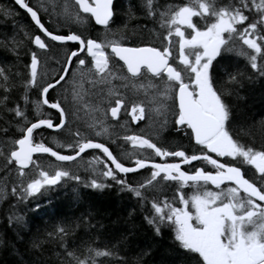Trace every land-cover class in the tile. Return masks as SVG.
Wrapping results in <instances>:
<instances>
[{"label":"snow or ice","instance_id":"1","mask_svg":"<svg viewBox=\"0 0 264 264\" xmlns=\"http://www.w3.org/2000/svg\"><path fill=\"white\" fill-rule=\"evenodd\" d=\"M14 4L26 11L40 33L29 38L35 49L48 52V41L74 45L62 62L55 61L59 67L52 74H41L36 50L27 52L23 72L13 71L15 65L0 66V203L18 240L28 245L25 252L33 258L26 264H133L124 253L131 231L92 246L104 225L91 213L47 233L44 239L62 250L56 253L40 243L43 234L26 232L13 200L35 201L33 210L38 211L39 200L68 180L101 191L114 183L135 196L142 211L150 206L143 219L154 235L161 236L164 228L171 231L170 247L177 259L170 264H264V144L257 148L253 143L257 131L264 136V120L249 123L227 99L239 97L246 82L264 80V0H129L123 10L117 0H72L62 6L59 14L65 19L94 22L103 38L50 31L30 0ZM0 14L14 16L9 9H0ZM134 19L144 23L129 30L128 22ZM129 31L146 33L150 40L128 43ZM21 43L13 36L2 46L19 56ZM233 55L243 58V67ZM21 88L23 106L10 95ZM149 89L148 103L157 104L158 113L171 111L172 130L188 138L191 154L159 146L144 135H125L121 139L135 150L126 156V164L80 128L70 133L68 142H56L57 149L71 154L37 139L41 129L63 131L69 118L79 119L81 111L89 115L88 128L96 136L111 135L104 120L110 116L119 122L121 112L136 124L145 119V101L128 93L143 91L147 96ZM30 92L37 99L30 100ZM168 100L170 106L165 104ZM45 106L55 111V120L51 113L44 114ZM168 123L166 119L164 125ZM97 126L100 131H95ZM244 137L248 141L241 142ZM87 150L102 154L89 162L92 177L87 181L68 168L34 158L48 154L58 162H74ZM144 151L161 162L145 157ZM168 157L175 162H168ZM144 169L150 171L143 180L133 184L127 179ZM247 171H252L251 177ZM73 194L80 199L75 187ZM7 243L0 237V248ZM149 254L150 249L142 250L134 264H144L142 258Z\"/></svg>","mask_w":264,"mask_h":264},{"label":"trees","instance_id":"2","mask_svg":"<svg viewBox=\"0 0 264 264\" xmlns=\"http://www.w3.org/2000/svg\"><path fill=\"white\" fill-rule=\"evenodd\" d=\"M134 3L135 0H132ZM65 3H72V0H30L31 6L39 9V15L41 17L42 23L53 32L66 34L69 31L82 32L84 35L91 34L93 37H99L103 30L91 24H75L60 15L63 11L62 6ZM129 0H117V4L123 10L127 7ZM43 4L44 7L41 8L40 5ZM0 9H9L14 13L12 17H4L0 14V66L12 67L13 71H24V65L28 61L27 52L29 50L35 49V46L30 43V36L34 34H40L35 24L31 21L30 16L25 10L20 9L19 6L14 4V0H0ZM47 9V11L45 10ZM126 19V17L124 18ZM129 23V30L135 28L137 24H143V20H131ZM23 29V31H21ZM27 33V35L25 34ZM42 35V34H41ZM15 37L18 41H22L17 51L19 56L15 55L11 51L5 49L2 45L3 43ZM149 42L150 37L145 33L143 36L132 35L131 31L128 33V43L136 41L137 43ZM50 45V50L48 52H42L41 62L46 64V68L49 69V74L54 73L59 65L55 64V61L59 60L62 62L65 52L74 47V45L69 42L67 45H60L56 42L48 41ZM40 51V50H39ZM41 52V51H40ZM233 61L238 62L241 67H243L245 61L241 57H236L233 55ZM22 93L21 89H14L11 92V100L20 103L23 106V101L20 99ZM52 96L56 93H51ZM30 100L37 99L35 92L29 93ZM229 102L234 105L235 110L238 114L246 116L249 123L255 121L257 124L261 120H264V80L255 79L253 83L249 84L246 82L244 89L240 92L239 97L233 96L227 98ZM51 113L52 118L55 120L56 113L54 110H48L46 106L44 107V114L48 115ZM82 114L85 112H81ZM79 114V115H82ZM90 119V117H88ZM87 117H81L80 120H71L69 118L68 125L63 131H52L50 129L38 130L37 139H43V141L48 145L58 150L63 154H71L69 149H57L53 144L52 140L57 139L59 142H68L70 139V133L74 132L77 128L87 124ZM161 119L154 118L150 121L147 129L151 131L154 135L158 136L157 141L168 146L170 148H183L188 147L189 140L187 137H183L180 134L172 130V124L164 125L159 121ZM84 122V124H83ZM115 123H111L109 126L112 130V126ZM121 125L131 126L130 123H125ZM99 128V126H97ZM93 139V138H92ZM96 140V139H95ZM248 141V137H244L241 142ZM254 146L259 148L264 144V136L261 135L259 131L256 132L255 139L253 141ZM108 146H110L108 144ZM122 151L128 148L127 143L123 142L121 147ZM110 149L115 154L112 146ZM96 153V154H95ZM123 153V152H122ZM95 154V155H94ZM93 156H100L96 150H87L83 153L76 161L84 158L92 160ZM39 157L41 162H54L52 157L47 155H36L34 158ZM126 164H128L127 159H123ZM69 163L67 165H71ZM61 164V163H58ZM85 164V163H84ZM89 164L79 165L76 170L69 167L71 171L75 172L81 177L82 181H87L92 177V169L88 167ZM2 168H0V171ZM148 175L146 169L140 170L138 173L128 174L127 179L135 184L137 181L143 180ZM106 183H113L111 181H105ZM12 184L9 183L8 190ZM76 188L80 193V199H75L73 194V188ZM174 189L170 188L167 190V194L171 196ZM31 200V198H29ZM41 205L38 211H34L35 201L29 202L28 200L19 201L13 200L15 205V213L24 218L27 229L26 232H30L33 236L37 233L43 234L40 237V243L44 245L45 248L53 249V252L62 251L57 249L55 245L48 243L44 237L55 227L65 226L66 222L71 224L78 223V218L82 214L91 213L96 220L101 221L104 225L102 230V236L97 237L96 243L93 247L100 244V241L105 237H119L121 234L128 235L131 231V236L129 237L128 244L125 246L124 253L126 258L134 262L138 258V254L142 250L150 249V254L143 257L144 264H170L171 261L176 260L177 257L175 253L171 250V231L168 228L162 229L161 236L156 237L150 228V226L144 221V215H147L150 211V206L145 205V209L142 211L137 198L127 191H120L119 187L113 183L111 188H105L104 190H93L85 188L83 183L77 185L75 181L68 180L66 182H61L58 188L53 189L51 192L46 193L45 197L39 200ZM4 205L0 203V237L7 241L6 248H0V264H17L19 261H24L25 264L28 260L33 257L25 252V248L28 246L23 242H20L8 225L7 216L8 213L4 212ZM135 210V211H133ZM132 212V216L129 213ZM134 226V227H133ZM28 236L25 234V240ZM102 247V246H101ZM46 258H48L46 256ZM51 259L58 261L59 257L56 255H51ZM101 260H107L109 258H99Z\"/></svg>","mask_w":264,"mask_h":264},{"label":"flooded vegetation","instance_id":"3","mask_svg":"<svg viewBox=\"0 0 264 264\" xmlns=\"http://www.w3.org/2000/svg\"><path fill=\"white\" fill-rule=\"evenodd\" d=\"M128 94H129V96H132L133 98L141 99V100H144L145 101V109H146V111H145V119L142 120V121H139L136 124H132L130 122V117L126 116L124 112H121L120 117H119V122L112 120L110 116L107 117V119H106V125L108 123V126H109L111 124V122L118 123L119 124V128L117 130V136H118L117 138L120 141V146L124 142L123 139H121L123 136H125V135H132V134H140V135H144L146 137L151 138L159 146L167 147V148H169L171 150L177 149V148H170V147L165 146L164 144L158 142L157 141L158 136L154 135L153 133H151V131L149 129H147V126L149 125L150 121H152L154 118L161 119L159 121H161V123H163V124H164V121L167 119L169 121V123L167 125H169L170 122H171V120H172V113H171V111H162L160 113H158L157 111L154 112V110L152 109V107H154L157 104H155V103H148V99L150 98V95H151V90L150 89L148 91V95L147 96L145 95V93L143 91H140L139 94H136L133 91H129ZM88 99L89 98L86 97V100H88ZM165 104H167V105L170 106L172 104V101L171 100L165 101ZM84 116L85 117H88L86 115H84ZM126 122L127 123H130L131 126L129 127L127 125H124V127H120L121 124H125ZM109 131H110V128H109ZM96 137L99 138V142H103L107 146H108V144L110 146L113 145L110 141L104 140L103 138H101V136H96ZM127 146H128V148L125 149V154L121 153V151L119 149H118V151H116V154L115 155L118 156V158H120L121 160L126 159V156L131 153V152H129V149L131 148V146L129 144H127ZM183 149H185L189 154H191L194 151V149H193V147H192V145H191L190 142H189L188 147H183ZM99 155L102 156L101 153H99ZM143 155L145 157L154 159L156 162H161L158 157H154V156L150 155V152L149 151H144L143 152ZM165 159L168 162H175V159L174 158H171V157H168V158H165ZM128 163H130V161ZM193 163L196 164V166H200L202 162H193ZM182 168L184 170H191V166L190 165H182ZM146 171H147V173H149L150 169H146ZM252 174H253L252 171H247L246 172V175L248 177H251ZM187 191H190V190H187Z\"/></svg>","mask_w":264,"mask_h":264},{"label":"rangeland","instance_id":"4","mask_svg":"<svg viewBox=\"0 0 264 264\" xmlns=\"http://www.w3.org/2000/svg\"><path fill=\"white\" fill-rule=\"evenodd\" d=\"M73 23V22H72ZM76 24V23H75ZM80 25V24H79ZM99 38H103V32H101L100 33V36H99ZM37 52L38 53H41V54H43L42 52H40L39 50H37ZM40 54V58H41V55ZM49 68L47 67L46 68V64H42V62H41V65H40V72H41V74H44V73H49V71H47ZM56 95H57V93H56ZM55 95V96H56ZM158 107V105H155L154 107H152V109L154 110V112H156V108ZM82 112V111H81ZM79 113V114H82V113ZM78 114V115H79ZM84 115H86L85 113H83ZM83 114L82 115H79V119H77L76 117H70V119L71 120H80L81 119V117L83 118ZM86 116H88L89 117V115H86ZM87 117V124L85 123V125H83L82 127H81V129H82V133H84L85 135H89L91 138H93L94 140L95 139H99L98 137H96V135H95V132L94 131H92V129H90V128H88V124L89 123H91V120L89 119ZM106 119L107 118H105V120H104V123H105V125H106ZM111 123H113V122H111ZM83 124H84V122H83ZM107 125H108V123H107ZM118 128H119V124L118 123H115L113 126H112V130H110L109 131V133L111 134V135H108V134H104V135H101V138H103L104 140H108V141H110L113 145H112V148H113V150H114V152H115V154H116V151H118V149L121 151V153L123 152V154H125V150L124 151H122V149L120 148L121 146H120V141L118 140V136H117V130H118ZM95 131H100V127L99 128H96L95 129ZM113 139H115L116 140V142L115 143H113L112 142V140ZM98 141V140H97ZM52 142H53V144L56 146V142H57V139H55V140H52ZM111 150V149H110ZM97 152H99L98 150H96ZM133 151H135L134 149H132V147L129 149V152H133ZM96 154V153H95ZM94 154V155H95ZM50 157V156H49ZM91 160H89V161H87L86 159L84 160V158H82V159H80L78 162H76V163H73V164H71V165H67V163H61V164H58V163H54V162H45V163H43L44 165H49V164H51L53 167L54 166H56V165H60V166H62V167H65V168H69V167H71V168H73V170H76L78 167H79V165H81L82 167H84L83 165H85V164H89V162H90ZM85 163V164H84ZM97 167H99V166H97ZM70 168V169H71ZM2 171V170H1ZM131 174V173H130Z\"/></svg>","mask_w":264,"mask_h":264},{"label":"water","instance_id":"5","mask_svg":"<svg viewBox=\"0 0 264 264\" xmlns=\"http://www.w3.org/2000/svg\"><path fill=\"white\" fill-rule=\"evenodd\" d=\"M33 23H34V22H33ZM61 154H63V153H61ZM82 154H83V153H82ZM82 154H81V155H82ZM36 155H39V154H36ZM45 155H48V154H45ZM48 156H49V155H48ZM52 158H53V157H52ZM77 158H78V157H77ZM54 159H55V158H54Z\"/></svg>","mask_w":264,"mask_h":264},{"label":"bare ground","instance_id":"6","mask_svg":"<svg viewBox=\"0 0 264 264\" xmlns=\"http://www.w3.org/2000/svg\"><path fill=\"white\" fill-rule=\"evenodd\" d=\"M53 131V130H52Z\"/></svg>","mask_w":264,"mask_h":264}]
</instances>
